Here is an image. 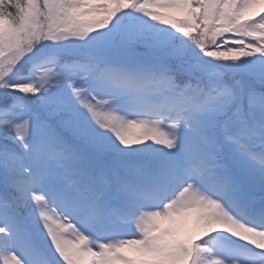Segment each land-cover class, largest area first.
Wrapping results in <instances>:
<instances>
[{"label":"snow or ice","instance_id":"6c2138e0","mask_svg":"<svg viewBox=\"0 0 264 264\" xmlns=\"http://www.w3.org/2000/svg\"><path fill=\"white\" fill-rule=\"evenodd\" d=\"M0 264H264V0H0Z\"/></svg>","mask_w":264,"mask_h":264}]
</instances>
